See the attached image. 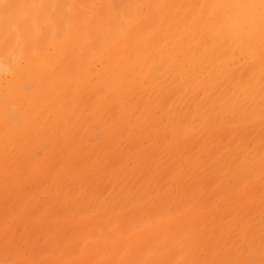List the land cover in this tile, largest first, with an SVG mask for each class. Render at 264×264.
<instances>
[{
  "label": "bare ground",
  "instance_id": "obj_1",
  "mask_svg": "<svg viewBox=\"0 0 264 264\" xmlns=\"http://www.w3.org/2000/svg\"><path fill=\"white\" fill-rule=\"evenodd\" d=\"M95 1H98V2H101L104 4V14H102V16H100V13H96V15H95V13L90 10V12H92L91 17H90V14L84 13L87 11H83V10H85L84 8H86V7L92 8V4ZM120 1L125 2L126 0L125 1L120 0ZM198 1L199 0H167V2L165 3V5L163 7V10H160L159 17H161V18L158 19L157 16L154 15L153 13L151 15V12H152L151 10L153 9V7L151 5H149V3H145V4L141 5V4H138V0H130L129 3L127 0V3L125 4V6H122L120 8L121 10H124V11H121V12H123L122 15H125L127 13V18L125 20L123 18V20H124L123 21V20H120L122 18L119 19V16L120 17H122V16L119 15L118 12L116 13L118 5H117L116 10H115L114 0H0V129L2 130V134H3L2 137L0 135V139L2 138V142H3L4 138H5V140H8L9 143L14 142L15 143V144L13 143L14 146L10 147V149L15 148L16 145L20 144L21 140L26 139V138L23 139L22 137H24L25 135L27 136V134L31 133L32 131H33L32 132V134H33L35 131L38 130L37 128L41 127L45 132L48 130V127H49V129H51V127L48 126L49 123H51V122L52 123L55 122V124H53V126H52L53 128L56 127V125H58V128H63L65 126H66V128H70L67 125L69 124L68 122H70V119H71V123L69 126H71L72 124L76 125V126L72 125L73 127L71 126V128L69 129V133H68V131L64 132V136L61 139L62 140L64 139L65 142H67L68 140H66V136L70 137V135H71V137L73 139L67 138V139H70V141L72 140L71 142L68 141L70 143V146L68 148L69 149H72L70 147H73V148L77 147V148L75 150L74 149H72V150L68 149V151H71V152L67 153L68 157L67 158L65 157L66 159H64V158L62 159V157H64V156L58 155L59 157L62 156L60 158L57 157L59 160H61V161L63 160V162H61L62 166L60 165V167L59 166L53 167L51 169V171H53V172H51V174L54 176L55 174H53V173H55V171H57V174H60L61 171H62V173L60 176H58L57 174L55 175L59 179H57L56 177H53V176H52L53 178L49 177V179L52 180V182H56V181L59 182V180L61 182V180H62V182L64 183V181L67 182V179H66L67 177H69V178L71 177L72 179L74 178L73 181H75V180H77L76 178L80 177L79 171L81 169H85V168L91 169V170L93 169L92 171L95 170V173L98 174L99 173L98 172V170H99L98 166H96L95 168L94 167L90 168L91 165L87 164L89 166V167H87V165L85 164V162H86L85 160L89 161V159L92 158V155L90 152H89L90 153L89 156H91V157H88L86 155L83 156V154H82V158L83 157L85 158V159H83V161H85V162H83L82 165L84 166V164H85L86 167L85 166H84V168H83V166H82V168L80 167L81 169L78 170V173H76V172L74 173L72 171L70 165L73 162L71 163L69 161L71 159H68L69 156L70 157H72L73 155L77 156V153L80 151H83V153L85 152L84 149L79 150L80 148H82L80 146L81 145L84 146V144L80 143L81 142L80 140H82V139L79 140V137H78L79 133L78 132H80V135H82L81 133L84 131L86 132L88 128H86V127L83 128V125H85V124H81L82 127H79L78 129L83 128L85 130L84 131H83V129L80 131L77 130L75 133L76 137H75L73 131H75L74 129H77L76 127H77V124L79 123V121L81 122L83 118H86L88 120V118L91 117V116L87 117V115H90V113L88 114L87 112H85L88 110L90 112H92V110L89 109L90 106L89 107L87 106V108H86V106H84V105H87V104L92 105L94 103L95 106L94 105H92V106L96 110H94L91 106V108L93 109V112L95 111L94 114H96V112L102 113V115H99L101 118L98 116L99 117L98 122L100 120V124L103 123L104 118L105 119H106V117L111 118L114 111L113 112L111 111L112 113H110L108 115L107 114L108 110L109 111H110V109L113 110L116 107V109H118V110L117 111L115 110V113L113 115V119L115 121L112 119L113 120V121L111 120L112 124H113V122H116V120H118L117 122H119V125H121L120 122L122 120L123 122H125L123 127H125V125L127 123V124H129L127 126L130 127V130H134L135 128H137L138 135H137V132L136 133L134 132L136 135L135 138H137V137L139 138V136H141V135H139V133L141 134V131H140L141 129L143 130V135H145V134L147 135L148 131L151 132V134H153V133L159 131V129H160V131H164L163 128L165 127L166 124H169V127L165 128L166 132L169 131L170 133H172V131H174L176 133V132L181 131V133H178V134L174 133V135H176V142L178 143L177 148H171V147L169 148V146H166V145L161 146V148H157L158 150L156 152H154L155 154H157L155 156V158H156L155 160H154V158H152L153 157L152 155L149 156L150 158L153 159L152 162L155 161V162H153L154 165H151L152 163L149 161L151 159L148 157V155H145L144 151H143L144 154L140 155L139 152H142L141 150H143V149H141L139 147V145H137L138 149L136 147V149L138 150V151H136L137 153L134 152L133 154H132L133 151L131 153H130V151L129 152L126 151L127 152V154H126L125 150L119 149L122 151L120 153H122V154L124 153L125 156L122 157V155L119 153L120 156L117 158H119L121 161H123L124 165L118 159V161L121 162L120 166H122V167L119 166V169L118 170L116 169V172L118 171L117 173L115 171H114V173H112V172L111 173H112V176L116 175V177L113 176V178H115V180L117 178V180L119 181V179H120V181L117 182V180L115 181L114 179L110 178V182H108L107 179L105 181L103 179V181L101 183H106V184H104V186L109 185V184H107V182L112 184L111 180H114L115 182H117V184L114 181H113L114 182L113 184L118 185V186L120 185V187L115 186L113 184H112V186L121 188L122 187L121 184L125 183L124 177L129 176L128 177L129 179L126 178V179H128V180H126V183L129 182V183H127V188L129 187V189H130V187H132V185L134 184L132 177L134 179L136 177V175L140 176V174H138V173H141L140 171H142V169L147 170L146 172H147L149 178L151 179V177H152L153 179H151V180H153V181H158L160 178L159 177L160 174H161V176L163 174L167 175L168 170H169L170 175L168 174L166 178L168 179L169 176H171V177L173 176L171 180L170 179L166 180L168 182L169 187L172 186L170 181H172L173 184L176 183L174 185L178 186L179 185L178 183L181 182L180 181L181 179H179L178 181H174L173 179H175V180L178 179L183 168L180 167L181 165L179 163H177L178 161H176V162L173 161L174 156H168V154L170 151H173V149L175 151L177 150V153H181L182 151L187 150L188 146L190 148V144H195V142H197V143L199 142V150L197 149V151L195 153V157L192 160L189 158H184V160H185L184 163L186 162V160L187 161L189 160L188 164H185V165H187V169L189 168L190 173H192V172L194 173L193 175L196 178H198V179L200 178V180H201V178L202 179L207 178L206 173H207L208 169H211L210 172L212 171V175L214 177L212 176L210 178L213 180V183H214V181L218 182V180H219V182L216 184L218 187V184L221 185L223 183V181L224 182L227 181L226 179H228L229 177H233V178H229V180L234 179L233 181L234 182L237 181L236 183L239 186L241 185L242 180H244L243 179L244 177L246 178V177L250 176L248 178H250V179L253 178V181H254V178H257L258 177L257 175H259V174L260 175L262 174L261 176L264 177V153H261L264 151H260L257 148H256L257 149L256 150L255 149L256 145L253 147V149H251V151L250 150H244L245 148H243L241 146L242 144L240 142L241 145L235 144L234 147L230 146L231 148H233V152H232V150H230L231 149L230 147H227V149L230 148L229 150L231 151V153L229 152V150L228 151L226 150L227 152L223 153V151H222L221 152L222 154H215V152L211 149V145H212V142H214L213 139H215V136L217 134L216 129L212 133L210 132L211 134H210L209 138H211V139L213 138L212 139L213 141H212L211 139H209L207 137H205V138L203 137L204 138L203 139V138H201L202 136L201 137L196 136L199 133H197L196 135H193V132L188 128V126L184 127V126H182L183 125L182 123H181L182 124L181 125V124H179L180 122L177 121V119H180V114H181V118H182L180 121H183L184 116L188 115L187 117L190 118L189 116L192 115V117H193L196 115V113L199 114L202 111L205 112L202 116V118L204 117V119H205L206 116H204V115H206L209 112L211 114L213 111L219 112V109L224 108V106L226 105V102L228 101V102H230V104L228 103V105L230 107L232 106L231 107L232 111H230V113H232V114L234 113V116H236L237 119H240V121H241V120L245 119L246 117L249 118V119L246 118V120H248V121H246V120L245 121L247 122V125L249 124L248 125L249 127L252 125L253 129H250V131H251V133L253 132V135L255 133H257V131L261 130L260 127H264V125H261V124H264V121H261L260 124H258V127H256L257 124H255L257 121L254 122V120H256V119H258V122H259L260 119L262 117H264V115H262L264 113H260L262 108H264V107H262V104H264V0H200L199 6H197ZM176 3L178 4L179 11L183 10V13L180 11V13H182L183 16L180 13H177V14H179V16H177L175 18L174 15H176V12L178 11V7H176L177 11L175 10L173 12L172 10H174ZM115 4H117L116 1H115ZM180 8H182V9H180ZM33 14H35L34 15V21L41 20V25L37 24L39 27L38 29L41 30L40 34H38L39 30L37 29V27H33L34 26L33 24L31 26V22L33 20L32 19ZM85 14L88 15V17ZM92 15H94V16H92ZM180 15H181V18H180ZM98 16H100V17L98 18ZM151 16L153 18H155L156 21L158 20L157 23L155 20H153L151 18ZM100 18H101V21L105 23L104 25H107V27L104 29H101L96 24V23H98ZM149 19H150V21H149ZM146 21H147L148 25L150 26V29H148V32H147V30H144L143 32L139 33V29H140L141 25L143 23H145ZM154 21H155V23H154ZM152 23H154V24H152ZM49 25H50V27H49ZM88 27H90V29L91 30L93 29V30L92 31L90 29L88 30ZM114 30H116L118 32L112 35L111 31H114ZM145 32H147V34H145ZM175 34H176V37L171 40V37L174 36ZM108 38H110V39H108ZM159 38L162 39V41ZM141 42L143 43V45L141 44ZM162 42H165V43H163L161 45V47L158 48V46L156 44H159ZM82 44L86 45L87 47L83 45L84 48L81 51V55L82 54L83 55L82 56L80 54L79 55L81 58H83L85 60L82 59L83 60L82 61L80 59V61H82V63H80V61L78 63H76L77 61L75 59L77 57H75V55L77 54L76 53L77 49H80L82 47ZM140 45L144 46V50H141L143 47L140 48L141 47ZM166 45L169 46L170 52H168L169 49L167 48ZM145 47H146V49H145ZM181 47H183V49L184 48L185 49L187 48V49L186 50L184 49L185 51L182 52ZM137 48H139L140 54L142 52H145V51L148 53L147 56L145 57L144 63H142L141 65L136 64V60H137L136 57H138V54L135 55V53L138 52V51H136ZM165 49H167V51ZM179 49L182 53L179 52ZM164 50L166 52H164ZM87 51H89V54H90V52L92 54L96 53L97 54L96 58H98L101 61L106 63L105 65L107 67L102 68L101 67L102 63H99L100 60H96V62H95V63H98L99 64L98 66H100L102 68L103 76L104 75L106 76V79L102 80V83L105 86L106 91H107L106 93L110 94L112 96V98H114L115 102L111 101L112 98L107 99L108 95L102 96L98 92H96L95 86L98 85L99 83L98 82L95 83V82L91 81L93 74L91 75V74L87 73V75H89V76H87L85 74V66H83V64L85 65V64L89 63L88 59L90 58V55H91V54L89 55ZM197 51H198V53H197ZM226 51H227V53H226ZM234 51H235V54H236V51L237 52L239 51L238 52L239 54L237 53V55H241V56L244 55L242 53L246 52L245 55L247 56L249 61H247V58H246L245 62H243L241 60L243 63L239 60L238 63L239 62H241V63L238 64V66H237V62L233 63L238 59L237 55H236V57H235V54L232 56ZM156 52L162 56L163 60H160V62L163 61L166 68H168L167 70H169V68H171V70H173L172 67L174 65L176 70H178L181 73V75H180V73H179V75L183 79L190 78L189 80L192 82H195V84L197 86H195L194 83H193L194 85H192L191 82L188 81L189 89H190L191 85L194 88L191 87L190 90H186L185 88H187L188 86L186 85V87H185V85H184L185 81H182L183 79H181V81L183 83L180 80H179L180 82H177L178 77L176 78L177 84H175V82H174L175 85L172 86L171 82L173 83V80H175L174 77H176V75L174 73L172 74V75H175V76H172L173 80L167 79L168 81L165 82L163 75H161L159 77H161L160 79H162V78L163 79L158 81L159 77L156 79V77L154 76V73H153V67H155V66H153V63H154L153 60H155L153 57H156L154 55ZM179 53H181V56L186 57V61L191 60L194 62L197 59V57L207 59V61L210 64L206 60H203L204 62H202L201 64L206 62V64H205L206 67H207V64L209 65V67L213 65V69H212V67L210 69H209V67L207 68L208 71L212 70L211 73H213V74L208 72L209 74H207L208 75V77H207L206 72H203V70L205 71L206 68L203 69L204 67L202 68L201 67L202 65H200V63H196L198 65L197 71L200 68L199 71L202 75L205 73V75L207 77L206 80L202 79V78H204L205 75L202 77L200 76L199 79L197 78L200 75L198 73L199 71L198 72L196 71V74H198V76H196V75L191 76V75H194V72L191 75L182 74L183 73V71L181 72V69H183L182 64H181V62H179V59L177 58V55H176ZM223 54L226 56L228 54L227 59L231 55V57H233L234 61L232 62L230 59H228L229 62H226ZM83 56H85V57H83ZM88 56H89V58H88ZM208 56H209V58H208ZM139 57H140V59L142 58L141 56H139ZM139 57H138V59H139ZM213 57H214L213 63L215 62V64L212 63V65H211L210 59L211 58L213 59ZM199 58L196 61L202 60ZM235 58H237V59L235 60ZM140 59L138 61H140ZM85 61H87V62H85ZM230 62L232 65L236 64L235 67L232 68L231 67L232 65L230 64V68L229 67L227 68V66H229V64H227V63H230ZM69 64H70V67H69ZM72 64L75 67L74 72H72V69H71V66L73 67ZM186 64H187V62H186ZM90 65L93 66L94 64L92 63ZM158 66H161V64L156 65L155 68L157 69ZM191 66H193V65H191ZM66 68H68V69H66ZM155 68H154V70H156ZM175 68H174V71H175ZM69 69H70L69 76H72V75L73 76L70 78H67L65 76V74L67 71H69ZM191 69H194V68L191 67ZM191 69H189V70H191ZM201 69H203V70L201 71ZM157 70H159V69H157ZM171 70H169V74H171ZM192 71H194V70H192ZM175 73L177 74L176 71H175ZM129 74H133L134 76H136L135 78L140 77L139 78L140 83H141V79H142V82H146L145 79L147 78V80H148L147 83L148 84L150 82L152 83V89L150 90L149 88L151 86L148 88V85H147L146 86L147 89L144 88V89L139 90L138 88L140 86L139 87H136V86L141 85L142 83L138 84L137 81H134L135 80L134 77H132L134 80H127V75H129ZM210 74L212 76L211 78H209ZM100 77H102V76H100ZM165 77L166 78L170 77V76L168 77V72H167V75H165ZM186 77H188V78H186ZM208 78H209V80H207ZM25 79L28 80V82L27 81L24 82ZM143 79H144V81H143ZM168 82H170V83H168ZM186 82H187V80H186ZM188 83H186V84H188ZM225 85H227L228 88L231 85V88H229V90H227L228 88L225 87ZM32 86L34 89L28 90L29 88H32ZM100 86L101 85L97 86V88L99 87L98 89L102 91V87L100 89ZM174 86L176 89H179L178 90L179 93H178V91L176 92ZM182 87L184 89H181ZM195 88L197 89L196 90L197 92L199 91L198 88H200L201 91H199V92L201 94H203L201 101H198V99L196 100V98L198 97V96L196 97V95H198V94H196ZM215 88L218 90H216ZM68 91L70 93H73V95H74L71 98V99L75 100V102H73V104L75 105V103L77 102L75 105L74 111H72L73 112L72 114H71L70 107L68 108V109H70V112L67 109H65L67 107L65 105L66 104L65 102H68V101H66V99H63L66 97V95H67L66 92H68ZM174 91L178 96L174 93ZM193 91L195 92V94ZM47 93L52 95V98L54 99V101L51 100L52 103L55 102L53 104H55L56 106L59 105V106H57L59 108V110L56 109V107H55V111L57 110V113H54L55 118H53L51 116L53 121H52V119L50 121H48L50 119V118L48 119V117L50 116V111H53L54 106L49 101L50 99L49 100L47 99V97H48V96H46ZM65 93H66V95H65ZM30 94H34L35 96H30ZM171 94H173L172 96H175L176 99L178 97V100L180 101V105L178 104L176 107H179V106L182 108L186 107L185 108V110H186V109L190 108L189 104L190 105L192 103L197 104L199 102L201 105H202V103L207 104L206 107L209 111L206 108H201V107L197 108L198 105L197 106L195 105L196 106L195 107V106H193L194 104H192V107H191V108L194 107L193 108L194 112L192 111V113L190 112L191 109H189V112L188 111L186 112V111L182 110V108H180V107L177 109L172 108V107H174V106H172V104L174 102H171V105L168 104L170 101L167 103L169 98L174 100V98L171 96ZM216 95H218V96L215 97ZM81 99L83 100V102ZM64 100H65V102H64ZM88 101H90V103ZM164 101H166V104L163 103ZM206 101H207V103H206ZM47 102H49V103H47ZM176 102L174 103L175 105H176ZM80 103H81V105L86 103V104L81 106V108H84L83 109L84 111L80 108ZM162 104H163L164 108H167V106H166L167 104L170 105V107L168 106L169 111L167 109H163ZM213 104H215V106L217 105L216 106L217 108L216 107L213 108L214 107ZM186 105L188 106V108ZM208 105H210V108ZM221 105H223V107ZM12 107L17 108V112H16L17 114H13ZM135 108H139V109H136L137 112H136V110L134 111V112H136L135 114H137V113L138 114L136 117H134L135 114H133L132 115L133 118L132 117L131 118H132V121L134 123L135 122L136 123L133 124V122L127 118L126 119L129 122L128 121L126 122V120L123 119L124 118L123 115L126 113L125 117H128L132 113V112L130 113V111H133ZM170 108H172V110H174V111L177 110L178 112L172 113V110ZM79 109H81V111H79ZM212 109H214V110L212 111ZM76 110H78V112H80V114L77 112L79 114V116L75 118L73 114H76ZM102 110H103V112L105 110H107L106 111L107 113L105 112L106 114H104L102 112ZM181 110L184 111V113L182 112L183 115L181 113ZM221 110L220 111L223 112V111H225V108L221 109ZM255 110H257V113ZM118 111H121L120 113L122 114V112H123L124 114H122V115L119 114L116 117L117 118L116 119L115 115L119 113ZM156 111H159V114H158V112L156 113ZM253 111H255V113H256L255 115H254ZM81 112L83 114H85V113H87V114L83 115V114H81ZM164 112H166V114ZM185 112H186V114H185ZM221 112H219V113L224 114L226 111L223 113H221ZM94 114H92L93 118L95 120H97L95 118ZM162 114L163 115L165 114L166 117L169 115L172 116V118L171 117L170 118L175 120V122L172 120L171 123L170 122L167 123L166 119H163L165 116L163 117ZM175 114L177 115V117L178 116L179 117L175 118V116H176ZM227 114H225V115H227ZM51 115H53L52 112H51ZM71 115H73L75 120L72 117L69 118V116H71ZM81 115L84 117L80 118ZM256 116H258V118ZM17 117L20 119H15ZM96 117H97V115H96ZM238 117H240V118H238ZM243 117H245V118H243ZM58 118L60 121L58 120ZM110 118H108V119L110 120ZM56 119L59 121V123H57L58 121ZM61 119H63L64 124H66V121H67V124L62 126L61 125L62 123L60 124V122L62 121ZM161 119L165 120L164 121L165 123L162 124ZM72 120H74V121H72ZM158 120H161V121H159L161 123L159 125V128L156 125V124H158L157 123ZM13 121H15V122H13ZM84 121H85V119H84ZM106 122L109 124L108 121H106ZM130 122H132L133 126L134 127L136 126V127L132 128L131 127L132 124ZM173 122L174 123L178 122V123L174 125V124H172ZM52 123L50 125H52ZM108 124H106V126H104V128H109V127H107ZM116 124L117 123L113 124V126L109 125L110 128H112V131H113L114 125H116ZM162 125H164V127ZM180 125L182 126V128L184 130L183 129L180 130V128H179ZM259 125H260V127H259ZM127 126L125 128H127ZM171 126H175V127H172V128H174V130H172ZM58 128L56 127L57 130H54V129L53 130L59 131ZM72 128H74V129L72 130ZM185 128L188 130H186ZM166 129H168V131ZM223 129H225V128H223ZM262 129H264V128H262ZM66 130H68V129H66ZM105 130L107 131V129H105ZM128 130H129V128H128ZM204 130L207 133H209V131H211V129H209V131H208V129H204ZM39 131L43 132V131H41V129ZM135 131H136V129H135ZM72 132H73V134H70ZM110 132H111V129H110ZM110 132H108L109 134L107 133V135L112 134L110 136L113 137V135H114L113 132L112 133H110ZM47 133H48L47 135H49L50 138L46 135V133H44L45 135L43 133H41L42 136L40 139L39 136L41 134L39 133V136H38L39 139H36L38 142L34 140L35 136L33 137L31 135V137H33L32 139L34 140V142L32 140L31 143L33 145H35L34 143L37 142L38 144L36 143V145L38 146L39 142H40V144L42 142H44V141H41L43 139L44 140L48 139V141H53V139H55L57 141L58 139H60L59 138L60 134L57 135L59 132L57 134H55L53 131L51 132L52 134H49L50 132H47ZM53 133L55 134L54 136H52ZM214 133H216V134H214ZM35 134H38V131ZM35 134H33V135H35ZM129 134H130V136L133 135V133H129ZM129 134H128V136H129ZM155 134L157 135L158 133H155ZM155 134H153V135L149 134V135L152 136V138L154 137L153 139L157 140L158 137ZM73 135H74V137H73ZM116 135L117 134H115V136H114V137H116V139H114V140L117 141V137H119V134H118V136H116ZM212 135H214V136H212ZM220 135H221V133H220ZM220 135H218V140H220ZM253 135H252V140L255 141L256 138ZM51 137H53V138H51ZM57 137H58V139H57ZM107 137L109 138V136H107ZM111 137L109 139H111ZM155 137H157V138H155ZM16 138L18 139V141L16 140ZM29 139H31L30 136H29ZM29 139L27 138L26 141ZM14 140H16V142ZM73 140L76 143L78 141L79 144L78 143L72 144ZM138 140H141V139H138ZM152 140L150 138L149 141L152 142ZM56 141H54V143ZM158 141H159V139L157 140V142ZM215 141H217V139H215ZM235 141H236V139H235ZM68 142H67V144H69ZM258 142L259 141H256L255 143H258ZM26 143H30V141L29 142L27 141ZM134 143H136V142H134ZM153 143H154V141H153ZM158 143H160V141ZM227 143L228 142H226L225 144H227ZM0 144L3 145L5 143H0ZM7 146H9V145H7ZM7 146H4V147L1 146L0 147V164H1V161L3 160L2 166L0 165V177H1L0 181H2V182H0V184L5 185V187H4L5 189L8 186V183H9V185L12 184L10 182V180L12 181L11 178H13L12 171H11V168L12 169L14 168L11 165L13 162L16 164V166H15V164L13 163V166H15L17 168V170L14 168L15 169L14 171H17V172L19 171L18 172L19 174H20L21 169L22 170L28 169V171H30V173H32V175L33 174L38 175L37 174L38 172H40L41 170L42 171L44 170L42 167H41V169L38 167L40 169V171L36 172L38 168L36 170L34 168H36L35 166L39 165V163L35 164L33 166L34 168L31 166L32 164L30 165L31 167L27 166V165H29V163H26V159H27L28 155L30 154V151H31L30 147L28 148V150L26 149V152H24L27 155V157L24 158L25 154H23V151L19 150V149H21V146L20 147L17 146L18 149L16 147L15 148V150L17 149L16 151L14 149H12L14 151V153L18 152V150H19V154L17 153V155H16V153H15V155H14V153H13V154L9 155L10 157L5 155L6 153H4V151L6 149L8 150ZM22 146H23V144H22ZM37 146H36V148H37ZM26 147H28V145ZM38 147H40V145ZM183 147L185 148V150H182ZM4 148H6V149H4ZM25 148H23V149H25ZM36 148H34V149H36ZM139 148L141 149L140 151H139ZM239 149H240V151H239ZM179 150H181V152ZM72 151L73 152L76 151V154L73 153ZM257 151H258V153H257ZM8 152H9V150H8ZM102 152H105V151H102ZM108 152L109 151H107V153ZM239 152L240 153L242 152V153L240 154ZM21 153L24 156H21L19 158L18 156ZM71 153L73 154L72 156H71ZM107 153H105V154L107 155ZM129 153L132 155H130ZM235 153H238L241 156L238 157L239 155L237 154V156L234 158V156L236 155ZM87 154H88V151H87ZM34 155H36V153ZM128 155H130V156L128 157ZM94 156H95V160L93 159V161H89V162L93 165L94 164L97 165L96 160L98 159L97 158L98 156H97V154H95ZM176 156H177V154H176ZM13 157H14V160L17 159L16 160L17 162H15L13 159L9 160ZM230 157L232 158L233 161L236 160L235 164H233L234 166L232 165L233 167H231V169L228 168L229 167L228 161L230 162V164H232L231 163L232 160ZM247 157L252 158L253 161H251V159L248 160ZM29 158L31 159V155L29 156ZM34 158H35V156H34ZM22 159H24L25 161L23 162ZM130 159L132 161L131 164L133 163L132 166L130 164L131 167L128 166L129 164L127 165V160L129 161ZM145 159H147V161ZM36 160L34 163L41 160V158L39 160L38 159H36ZM140 160H145L147 162L143 168L140 165ZM177 160H179V159H177ZM41 161L43 162V160H41ZM71 161H73V159ZM21 162L23 164H20ZM27 162H29V160ZM8 163H11L10 164L11 168H9L10 165H8ZM51 163L52 162H50V161L47 162V164H48L47 167L43 164L41 166H44V168H46V170H47V169H49V167H52L51 165H54ZM129 163H130V161H129ZM149 163H151V164H149ZM226 163H227V165H226ZM17 164L19 167L17 166ZM40 164H41V162H40ZM22 165H24V166H22ZM65 165H69V167H64ZM4 166L6 169L8 168L10 170H8V169L6 170L4 168ZM25 166H27V167H25ZM23 167H25V168H23ZM147 167H148V169H146ZM30 168L34 169L36 173H34V170H30ZM96 168H97V170H96ZM120 168H121V171H120ZM236 169L239 171V173H238L239 175L235 174ZM252 169L255 171V173L253 172L255 174V176L251 172ZM233 170H234V172H233ZM4 171H6V172H4ZM162 171H163V173H161ZM23 172H24V170H23ZM120 172H121V175L123 176V178L121 175H119ZM170 172H172V173H170ZM249 172L251 173L250 175H249ZM30 173L28 174V178L26 177L27 181L29 180L30 177L32 179H35L37 177V176L34 177V175L32 177L30 175ZM66 173L68 176L64 175ZM221 173H225L224 174L225 176H223V174H222V177L224 178V180H222L223 179L222 177L220 178ZM232 173H234L233 176H231ZM22 174H24V173H21L20 175H22ZM69 174L73 175V176L75 175L76 177L70 176ZM100 174L101 175H99V176H101V177L102 176H105L106 178L110 177L109 175L102 173V171L100 172ZM227 174H228V178L225 179ZM240 174H242V175L244 174L243 176L241 175L242 180L240 178ZM245 174L246 175L248 174V175L246 176ZM5 175L11 177L9 179L8 183H7V180L9 177L7 178V176H6L5 178H7V179L3 180V177ZM117 175H118V177L119 176L120 177L118 178ZM176 175H178V176H176ZM218 175H219V177H218L219 179H216V177ZM252 175H253V177H252ZM260 175H259V177H260ZM64 176H67V177H64ZM14 177H17V176L14 175ZM20 178H18V179H20ZM31 178H30V180H32ZM61 178H64L66 180L63 181V179H61ZM71 178L68 180L69 182L70 181L72 182ZM154 178L155 179L158 178V179L154 180ZM214 178L216 180H214ZM239 178L241 180V181L239 180L240 182H238V180L235 181V179H239ZM54 179L56 181H54ZM220 179L222 180V183H220V181H221ZM14 180H15V178H14ZM16 180H15V182L19 181V180L18 181H16ZM24 180H25V178H24ZM79 180L80 179H78L76 181V183L80 182ZM131 180H132V182L130 183ZM4 181H6V183ZM122 181H123V183H122ZM31 182H33V181H31ZM147 182H149V181H147ZM255 182L256 183H253V185L250 182V185H251L250 187H252V186L254 187L255 184H258L259 181H257V179H256ZM262 182H264V181H262ZM22 183H24V182H22ZM19 184H21V182L18 183V186H19ZM25 184H26V182H25ZM69 184H71V183H69ZM148 184H150V183H148ZM225 184L227 185L226 182H225ZM225 184H222V186H219L218 189H223ZM16 185L17 184H15L14 187H18ZM64 185H66V184L64 183ZM77 185H78V183H77ZM237 185L235 186V188L237 187ZM247 185L249 186V184H245V186H247ZM261 185H264V184L261 183ZM46 186L47 185H45L44 187H46ZM97 186H102V185H100V183H99V185H97ZM181 186L179 185L178 187L181 188ZM196 186H195V189L197 188ZM239 186L237 188H239ZM14 187L9 188V186H8L9 189L7 188L8 189L6 191L7 194H8L9 190L14 189L13 191H16V189ZM115 187H113V189H111V194L115 193V191H114ZM214 187H215V184H214ZM217 187H215L216 190H217ZM73 188H75V187H73ZM122 188L125 189L126 186H125V188L124 187H122ZM242 188H243V186L241 185L242 191H244V189H246V188H244V189H242ZM182 189H183V187H182ZM188 189L186 191H188ZM96 191H94L93 194H96L99 192V191L98 192H96ZM179 192H180V190H179ZM191 192H189L191 199H194V204H193L191 209L194 208L196 211V208H198L197 211L199 212V209L202 208V207H199L197 205V203H199V201H198L199 197H198V199H196L197 198L196 194L194 192L193 193H191ZM9 194H12V191ZM14 194L16 195V192ZM14 194L8 195V196H13ZM68 194H71V193H67V195ZM92 196L94 198L96 197V195L95 196L92 195ZM194 196H196V198H193ZM89 197H87V200L85 201L86 202L85 208L87 207L89 202L92 204H96V202H97L96 199L91 197V195ZM257 199H254V202H256ZM73 200H70V201H73ZM191 201L193 202V200H191ZM196 201H197V203H196ZM258 201H259V199H258ZM261 202L264 203V200H261ZM256 203L261 205V206H264V204H260V201L256 202ZM239 206H241V205L240 204L236 205V207H235V209H233V211L235 210L234 212H237V213L239 212V211H236L237 209L242 211ZM243 206H244V204H243ZM218 208H220V207L218 206ZM218 208L214 209L216 211L215 212L216 214L214 213L213 215H217L218 213H219V215H221L220 214L221 211ZM142 209H144V208H142ZM194 209H193V211H194ZM193 211L189 210L190 213ZM262 211H264V210H262ZM239 213H238V215H239ZM261 213H264V212H261ZM10 214H11V212H10ZM191 215H192V213H191ZM199 215H200V213H197V215L194 214V216H197V217H199ZM230 217H231L230 219L228 217V220L231 221V219L233 218L231 221L233 224L234 218H236L238 216L233 214V216H230ZM259 217H260V215H259ZM111 218L112 219H109L110 222L114 221L113 219H116L117 217H114V218L111 217ZM192 218L194 219V217H192ZM225 219H227V218H225ZM249 219H251V218H249ZM191 221H192V219H191ZM193 221L195 222V225L193 226L192 229H194L195 226L197 227L196 224H198L197 222H199L198 218L196 220H193ZM250 221H247V222H250ZM239 222L236 219L235 224H233V226H235V228L238 227L237 225L239 224ZM251 222H250V224L247 225L249 227L252 226L251 229H248V227H247V229H245V228L243 229L242 227H240V228H242L241 230L244 234L241 232V230H237L238 232L241 233V235H240V233H237L234 230L235 228L234 227L232 228V226H231V228L226 230L227 232H224L223 234H217L219 236V239H220V240L218 239L217 242L219 243V241H220V243L218 244V247L215 246V245H217L216 244L217 242L214 244L215 247L210 246V248H209V246H208L207 249L209 248V250H210L209 252L211 254L208 252L206 256H205V253L208 250H206L205 248L203 250V245L205 246V244H203V241H206L210 237L211 233L209 230L206 231V233H204V235L206 237H204V235L201 233L203 237H199V238H201L203 240L200 239L199 240L200 242L197 241V244H199V245L197 247L196 246L195 247L202 250V251H200V250L197 251V249L193 247V251L194 250L196 251L193 253H194V255L196 253L198 256H200L199 254H201V256L204 254V259L201 258L202 259V261H201V259H200L201 256L199 257V259H200L199 260L197 258V256L195 257L192 253L189 255V257L192 255L190 257V259L194 256L193 258H195V260L197 259L196 261H200L199 262L200 264H202V262H204V261L206 264H208L210 261H212V264H214V261H215L214 258L216 257V255L218 254L217 255L218 258L221 257V255H222L219 252V250H220L219 246L223 247L227 250L229 249V247H230V249L233 247V246H231L232 243L230 242V240L227 241L225 239V238H228L227 235L226 236L224 235L225 233L227 234V233H230L231 231H234V233L236 232L237 234H239V236H241L240 237L241 242H242V240H244L246 242L247 241L246 237L248 238V240H251V241H253V239H255V238L257 239L259 234H257L258 236L255 234L259 231L261 232L262 229H264V227H262V226H264V224H262L261 229L258 230L257 227L259 225L257 224L258 226L255 225L256 228H253V227H255L254 224H256V223H253V222L251 223ZM12 223L15 224V222H12ZM112 223H115V222H112ZM189 224H191L190 227H192V225L194 223L192 224V222H190ZM227 224H228L227 225L228 227L231 225V224L229 225V222H227ZM6 226L10 228V231H12V229H14V227L16 225L11 224L10 226H8V225H6ZM101 226L103 227L104 224H102ZM198 226H199V224H198ZM109 228L111 230H109ZM109 228H108L109 231H108L107 236L103 233V235L106 236V238H105L106 241H107L108 236L110 237V235H111L110 232H113L112 231L113 229L111 227H109ZM240 228H238V229H240ZM98 229H99V232L104 231L106 233L105 228L102 229L101 227H99ZM189 229H187L188 232H190ZM231 229H233V230H231ZM4 230H6V229H4ZM106 230H107V227H106ZM219 230H222V229H219ZM252 230L253 231L255 230V231L252 232ZM149 231H152V232L150 233L147 231L148 233H150V236L147 237L146 239H149L153 235L152 237H154V236L156 237L153 239H155V242L157 243V241H159L158 240L159 237H157L156 234H153L152 229ZM163 231L164 230H160V232H162V234H163L162 238H165V242L163 241V243L166 244V243H168V241H166V238L169 237L168 235H170L171 239H173V235L168 234L169 231H168V233L166 230L164 232ZM247 232L248 233L252 232V233L248 234ZM148 233L143 232L142 236L144 235V237H146V234H148ZM79 234H80V236H79ZM101 234H102V232H101ZM262 234H264V233H260L261 237L259 236V238H264V235H262ZM74 235H78V236H74L75 239L72 242H75L76 239L79 240V242L81 241L79 249L83 248L82 252L84 254L89 252V253H87L88 255L93 253L94 251L97 252L100 248L102 249V251H104V249L110 251V249L112 250L114 248L113 249L114 253H113V251H110V252H112V254L110 256H112V255H115V253L119 254V251L122 250L124 247V245L122 243H120V241H119L120 239H118V241H119V242H117L118 245L115 243L117 241V239L114 241V244H116L115 247L113 245H111L112 244L111 242H113V241L112 240L110 241V238L108 240L109 242H107L106 245H105V241L102 242L104 239L103 240L100 239L101 243H99V246H98V244L94 242L96 239L93 241V239H94L93 237L95 235L94 233H83V234H81V232H79L78 234L75 233ZM103 235H101V236H103ZM249 235H251V236L249 237ZM253 235H255V236H253ZM199 236H200V234H199ZM144 237H142L143 239H141L143 242L146 241V239ZM195 237H197V236H195ZM222 237L224 238V241H225L224 244L223 243L221 244V242L223 241ZM242 237H243V239H242ZM253 237H255V238H253ZM5 238H7V236ZM192 238L195 239L194 237H192ZM126 239H129V238H126ZM153 239H151V240H153ZM171 239H169V242H170V245H173L174 242ZM132 240L134 242V239H132ZM132 240H127L126 243L131 242V244H133ZM162 240H164V239L160 240L161 243H158V244L155 243L156 246L158 245V248H156L155 245L152 246L151 248H154V249L156 248V250L160 249L163 246ZM187 240L189 241V239H187ZM187 240L185 242L188 245L190 243V241L187 243ZM190 240H192V239L190 238ZM193 241H191V242H193ZM244 241H243V243H244ZM12 242H13V244L15 243L14 240H12ZM98 242H99V239H98ZM139 242L140 241L134 242V246L135 247L141 246L143 244V242H140V244H139ZM195 242L193 243V245L196 244ZM8 243L10 244L9 240H8ZM82 243H83V245H82ZM94 243H95V245H94ZM103 243H104V245H103ZM229 243H230V245H229ZM243 243L241 246H245V247L248 246L247 243H244V244ZM9 244H8V246H9ZM13 244H11V245H13ZM108 244H110V246H112V248ZM119 244L123 245V246H120ZM14 245H16V244H14ZM107 245H108V247H106ZM221 245H226V246H221ZM97 246L99 249L97 248ZM102 247L103 248L105 247V248L103 249ZM119 247L122 249H120ZM126 247H127V245H126ZM172 247H170V248H172ZM239 247H240V245H237L236 248H233L234 254H237L236 251L238 250L237 251L238 255H236V256H239L241 253V252H239L240 251ZM90 248H92V249L90 250ZM106 248H108V249H106ZM127 248H125V249H127ZM130 248H131V246H130ZM173 248H175V247H173ZM173 248H172V250H174ZM217 248H218V250H217ZM55 250H57V249H55ZM148 250H150V249H148ZM205 250H206V252H205ZM181 251H182V248H181ZM185 251H186L185 255L186 254L188 255V253H190L192 251V249L190 252L187 250H185ZM199 251H200V253H197ZM215 251L218 253H216ZM110 252H109V254H110ZM122 253H123V251H122ZM55 254H53V256H55ZM109 254H108V256H109ZM163 254H160V255L153 254V255H155V256H153L150 253L151 256L149 255V257H150V259H149V257L147 256L148 255V253H147L146 254L147 258L145 256V259H148V261L151 260L150 262L152 264H160V260L163 259V257H162ZM208 254L210 255V257L211 256L212 257L210 258ZM213 254H215V255H213ZM234 254H233V256H234ZM125 255H127V254H125ZM53 256H50L51 258L48 257L49 263L53 262L52 264H60L58 262H61V264H66L67 261L69 260V262L67 264H70V263L75 264V262H74L75 259H73L71 256L70 257L67 256V258H66L65 255H62V256H64V258H66L62 261H60V260L63 257H61L60 255L58 257L56 254L55 259ZM124 257H121L123 261H124V259H123ZM189 257L188 256L186 257L187 264L189 263L188 259H187ZM154 258H156L157 260ZM50 259H53V260H50ZM109 259H111V258L109 257ZM127 259H130V256L127 255L125 258V261H127ZM184 259H185V257L182 258V260H184ZM209 259H210V261H209ZM54 260H55V263H54ZM195 260L193 259V263H196ZM63 261H64V263H63ZM118 261L119 260L117 259V262L116 261L115 262L117 264H128L132 261V259L128 260L126 263L121 262V261L118 263ZM137 261H136V264H137ZM153 261L154 262L156 261V263H153ZM157 261H158V263H157ZM47 263H48V261H47ZM181 263H182V261H181ZM193 263L190 262V264H193ZM199 263H197V264H199ZM105 264H111L110 260L108 263L106 262ZM132 264H135V263H132ZM146 264H149V262ZM183 264H184V262H183Z\"/></svg>",
  "mask_w": 264,
  "mask_h": 264
},
{
  "label": "rangeland",
  "instance_id": "obj_2",
  "mask_svg": "<svg viewBox=\"0 0 264 264\" xmlns=\"http://www.w3.org/2000/svg\"><path fill=\"white\" fill-rule=\"evenodd\" d=\"M115 1H116V3L117 4H115ZM125 1V0H124ZM129 1L130 0H128V3H129ZM200 1V0H199ZM199 1L197 2V6H199ZM120 2V3H119ZM167 2V0H138V4H141V5H143V4H145V3H149V5H151L152 7H153V9L150 11L151 12V15H152V13L154 14V15H156L157 16V18L158 19H160L161 17H159V15H160V10H163V7H164V5H165V3ZM127 3V0L125 1V2H121L120 0H114V5H115V10H116V7H117V5H118V7H117V10H116V13L118 12V14L119 15H121L122 17H120L119 15V19L120 18H122V19H120V20H123V18H124V20L127 18V13L125 14V15H122V13L123 12H121V11H124V10H121L120 8L122 7V6H125V4ZM178 3V2H177ZM176 3V6L174 7V10H172L173 12L176 10L177 11V8L176 7H178V4ZM127 6V5H126ZM150 6V7H151ZM85 10H83V11H87V12H84V13H88V14H90V17H91V13L92 12H90V10L91 11H93L94 13H95V15H96V13H100V16H102V14H104V4L103 3H101V2H98V1H95L93 4H92V8L91 7H86V8H84ZM180 9H182V8H180ZM171 11V12H172ZM178 11H179V7H178ZM176 12V15H174L175 16V18L177 17V16H179V14H177V13H180V11L179 12ZM182 13H183V10L181 11ZM93 13V14H94ZM182 13H180L181 15H182ZM175 14V13H174ZM34 15L35 14H33V20H32V22H31V26H32V24L34 25L33 27H37V29L39 28L38 27V25L37 24H40L41 25V20H38V21H34ZM86 15V14H85ZM181 15H180V18H181ZM87 17H88V15H86ZM92 16H94V15H92ZM100 16H98V18L100 17ZM183 16V15H182ZM97 18V19H98ZM151 18L153 19V20H155V18H153L152 16H151ZM156 18V19H157ZM96 19V20H97ZM178 19V18H177ZM176 19V20H177ZM88 20V19H87ZM123 20V21H124ZM152 20V21H153ZM149 21H150V19H149ZM151 21V22H152ZM156 21V20H155ZM155 21H154V23H155ZM158 21V20H157ZM157 21H156V23H157ZM154 23H152V24H154ZM101 29H104V28H106L107 27V25H104L105 23L104 22H102L101 21V18H100V20L98 21V23H96ZM49 27H50V25H49ZM90 29V27H88V30ZM148 29H150V26L148 25V23H147V21L145 22V23H143L142 25H141V27H140V29H139V33L140 32H143L144 30H147V32H148ZM39 30V29H38ZM91 30V29H90ZM93 30V29H92ZM91 30V31H92ZM39 33L38 34H40L41 33V30H39L38 31ZM118 31H116V30H114V31H111V34L113 35V34H115V33H117ZM147 32H145V34H147ZM149 34V33H148ZM105 37V36H104ZM107 37V36H106ZM161 37V36H160ZM176 37V34L174 35V36H172L171 37V40L173 39V38H175ZM108 39H110V38H108ZM160 39V38H159ZM161 41H162V39H160ZM160 42V41H159ZM163 43H165V42H162V43H159V44H156L157 46H158V48L159 47H161V45L163 44ZM141 44L143 45V43L141 42ZM84 44H82V49L80 48V49H77V56L75 55V57H77L75 60L77 61H75L76 63H78L79 61H80V59L82 60L83 58H81L80 57V55H81V51L83 50V48H84V46H86V45H84ZM142 45H140L139 47L140 48H142L141 50H144V46H142ZM168 45V44H167ZM166 45V46H167ZM87 47V46H86ZM184 47V46H183ZM183 47H181V51L182 52H184L185 50L183 49ZM167 48L169 49V51L168 52H170V48H169V46H167ZM145 49H146V47H145ZM90 50V49H89ZM102 50V49H101ZM166 51H167V49H165ZM164 50V52H166ZM93 51V50H92ZM136 51H138L137 53H135V55H137L138 54V57L139 56H141L142 58L140 59V57H139V59H140V61H138L139 59H138V57H136V64H139V65H141L142 63H144V60H145V57L147 56V52L145 51V52H142L141 54H140V50H139V48H137V50ZM180 51V49H179V52H181ZM86 52V51H85ZM88 52V54H89V51H87ZM167 52V53H168ZM181 52V53H182ZM239 52V51H238ZM237 51H236V54H235V51L233 52V54H232V56L235 54V57H236V55H237V53H238ZM94 53V52H93ZM181 53H179V54H176L177 55V58L179 59V62H181V64H182V68L183 69H181V72L183 71V73L182 74H187V75H191L193 72H194V75H191V76H198V74H196V71H197V68H198V65L196 64V63H200V65H202L201 67L203 68V69H205V71L203 70V69H201V71L203 70V72H206V75L207 74H209V73H211L212 72V70L210 71H208L207 70V68L209 67V65L207 64V67L205 66V64H206V62L205 63H203V64H201L202 62H204L203 60H206L207 61V59H203V58H199V57H197V59L199 58V59H202L201 61L200 60H198V61H189V60H187L186 61V57L185 56H181ZM197 53H198V51H197ZM226 53H227V51H226ZM241 53V52H240ZM246 53V52H245ZM245 53H242V54H244L245 55ZM80 54V55H79ZM91 54V55H90ZM90 58H89V56H88V62L89 63H87V64H83V66H85V74L87 75V73L88 74H93V77H92V79H91V81L92 82H98L99 84L98 85H96L95 86V90H96V92H98L100 95H102V96H107L108 95V97H107V99H111L112 98V96L110 95V94H107L106 92V88H105V86L103 85V83H102V80L103 79H106V76L104 75L103 76V73H102V68L103 67H107L105 64V62H103V61H101L100 59H98V58H96V53L95 54H92L91 52H90ZM146 54V55H145ZM158 53L156 52L154 55L157 57H153L155 60H153L154 61V63H153V66H155L156 67V65H160L161 64V66H158L157 67V69H159V70H157L155 67H153V73H154V76L156 77V79L159 77V76H161V75H163V77H164V80H165V82L166 81H168V80H173V77L172 76H175L176 75V77H174V79L175 80H173V83L171 82V84H172V86L173 85H175V84H177V82H180L181 81V79H183L180 75H181V73L178 71V70H176V68H175V66L173 65V67H172V69L173 70H171V68H169V70H171V74H169V70H167L168 68H166V66L164 65V63H163V61H161L160 62V60H163L162 59V56L161 55H157ZM239 54V53H238ZM83 55V54H82ZM81 55V56H82ZM85 55V54H84ZM241 56V55H237L238 56V59L237 58H235V62H233L234 61V59H233V57H231V55L229 56V58L228 59H230L233 63H236L237 62V66H238V64H240L242 61L243 62H245V60H246V58H247V56L245 55V56ZM181 56V57H180ZM223 56L225 57V61L226 62H229V60L227 59V57H228V54H227V56L226 55H224L223 54ZM83 57H85V56H83ZM211 57V56H210ZM231 57V58H230ZM208 58H209V56H208ZM87 59V58H86ZM212 59V58H211ZM210 59V62H211V65H212V63H213V61H214V57H213V59L211 60ZM233 59V60H232ZM74 60V59H73ZM83 60H85V59H83ZM82 60V61H83ZM94 62H93V61ZM96 60H100L99 61V63H102V65H101V67L100 66H98L99 64L98 63H95L96 62ZM142 60V61H141ZM241 61V62H239L238 63V61ZM82 61H80V63H82ZM247 61H249L248 60V58H247ZM85 62H87V61H85ZM98 62V61H97ZM186 62H187V64H186ZM208 62V61H207ZM242 62V63H243ZM73 63V62H72ZM79 63V64H80ZM94 64L93 66H91L90 64ZM209 63V62H208ZM247 63V62H246ZM74 64V63H73ZM72 64V65H73ZM193 65V66H191V65ZM210 64V63H209ZM213 64H215V62L213 63ZM227 64H229V66H227V68L229 67L230 68V64H231V62L230 63H227ZM226 64V65H227ZM250 64V63H249ZM77 65V64H76ZM75 65V66H76ZM82 65V64H81ZM232 65V64H231ZM235 65L236 64H233L231 67L233 68V67H235ZM148 66V65H147ZM192 68H194V69H191V67ZM69 67H70V64H69ZM87 67V68H86ZM162 67V68H161ZM212 67V69H213V65L212 66H210L209 67V69ZM77 68V67H76ZM91 68V69H90ZM154 68L156 69V70H154ZM166 68V69H165ZM174 68H175V71L177 72V74L175 73V71H174ZM231 68V69H232ZM66 69H68V68H66ZM71 69H72V72H74V69H75V67H74V65H73V67L71 66ZM95 69V70H94ZM97 69V70H96ZM189 69H191V70H189ZM200 69V68H199ZM199 69H198V71H199ZM188 70V71H187ZM192 70H194V71H192ZM90 71V72H89ZM197 71V72H198ZM69 72H70V69H69V71H67L66 72V74H65V76L67 77V78H70V77H72V76H69ZM165 72V73H164ZM167 72H168V77L169 78H166L165 77V75H167ZM187 72V73H186ZM209 72V73H208ZM100 73V74H99ZM102 73V74H101ZM164 73V74H163ZM175 74V75H172V74ZM179 73H180V75H179ZM200 75L197 77L198 79H199V77L201 76H204L205 75V73L202 75L201 73H200V71L198 72ZM74 74V73H73ZM99 74V75H98ZM211 74H213V73H211ZM211 74H210V76H209V78H211L212 76H211ZM98 75V76H97ZM206 75L204 76V78H202V79H204V80H206V78L208 77V75H207V77H206ZM87 76H89V75H87ZM100 76H102V77H100ZM65 77V78H66ZM132 77H136V76H134L133 74H129V75H127V80H134ZM178 77V79H177V82H176V78ZM66 78V79H67ZM95 78V79H94ZM140 77H137V78H135V80L134 81H137L138 82V84H141V85H138V86H136V87H139L138 89L139 90H141V89H144V88H146L147 89V85H148V88L151 90L152 89V83L150 82L149 84L147 83V78L145 79L146 80V82H142V79H141V83H140V79H139ZM161 77H159V79H158V81H160V80H162V79H160ZM186 78H188V77H186ZM194 78V77H193ZM209 78L207 79V80H209ZM168 79V80H167ZM190 78H188V79H183L182 81H185V87H186V85L188 86L187 88H185L186 90H190L191 89V87L192 88H194L192 85H194L195 84V82H192V81H190L189 80ZM180 80V81H179ZM186 80H187V82H186ZM192 80V79H191ZM25 81H27L28 82V80H24V82ZM143 81H144V79H143ZM181 81V82H182ZM188 81H190L191 82V87H190V89H189V83H188ZM174 82H175V84H174ZM145 83V84H144ZM168 83H170V82H168ZM183 83V82H182ZM186 83H188V84H186ZM194 83V84H193ZM99 85H101L100 86V89H101V87H102V91L101 90H99L98 88H97V86H99ZM181 85V84H180ZM183 85V86H184ZM171 86V87H172ZM179 86V85H178ZM182 86V85H181ZM195 86H197L196 84H195ZM229 86V85H228ZM35 87V86H34ZM225 87H227V85H225ZM174 88H175V86H174ZM173 88V89H174ZM228 88V87H227ZM229 88H231V85H230V87ZM229 88L227 89V90H229ZM31 89H34L33 88V86H32V88H29L28 90H31ZM137 89V90H138ZM181 89H184L183 87L181 88ZM199 89V91H201L200 90V88H198ZM216 89V88H215ZM226 89V88H225ZM175 90H176V92L179 90V89H176L175 88ZM197 89L195 88V91H196ZM216 90H218V89H216ZM197 92L196 91V94H198V95H196V100L198 99V101H201V99H202V97H203V94H201L200 92ZM194 92V91H193ZM66 93H67V95H66ZM65 93V95H66V97L65 98H63V99H66V101H68V102H65V100H64V102L66 103L65 105L67 106H65L66 108L65 109H67L69 112H70V109H71V114L73 113L72 111H74V109H75V105H76V103H75V105L73 104V102H75V100L74 99H71L72 98V96H74L73 95V93H70L69 91L68 92H66ZM174 93H175V91H174ZM178 93H179V91H178ZM176 94V93H175ZM174 94V95H175ZM194 94H195V92H194ZM202 96H201V95ZM50 94H48L47 93V95L46 96H48L47 97V99L51 102V104H53V103H55V102H53L52 103V101H54V99L52 98V95H50ZM64 95V96H65ZM173 94H171V96H172ZM177 95V94H176ZM200 95V96H199ZM30 96H35L34 94H30ZM178 96V95H177ZM218 95H216L215 97H217ZM173 98H174V100L173 99H170L169 98V100L167 101V103L168 104H170L171 105V102H176V105L174 104H172V106H174V107H172V108H175V109H177V108H179V107H176L178 104L180 105V101L178 100V97H177V99L175 98V96H172ZM31 98V97H30ZM29 98V99H30ZM74 98V97H73ZM200 98V99H199ZM168 99V98H167ZM31 100V99H30ZM52 100V101H51ZM73 100V101H72ZM82 100V99H81ZM47 101V100H46ZM71 101V102H70ZM111 101L113 102L114 101V98H112L111 99ZM166 101H164L163 103L164 104H166ZM197 101V102H198ZM82 102H83V100H82ZM89 103H90V101H88ZM115 102V101H114ZM47 103H49V102H47ZM199 103V102H198ZM194 104V103H192V104H194L193 106H197L198 105V107L197 108H206L207 109V104H205V103H202V105L200 104ZM206 103H207V101H206ZM228 103L230 104V102H226V105L224 106V108H225V111H223V112H225L224 114H220L219 112H221L222 110L221 109H224V108H221V109H219V112H214L213 110L214 109H212V113L210 114V112L209 113H207L206 115H204V116H206L205 117V119H204V117L202 118V116H203V114L205 113V112H201V113H196V115L195 116H193L192 117V115L191 116H189L190 118H188L187 116H184L183 117V121H180L182 118H181V114H180V119H177V121H179L180 123L179 124H181L182 126H184V127H187L188 126V128L193 132V135H196L197 133H199L198 135H196V136H198V137H201V138H205V137H207V138H209L210 137V134L213 132V131H215V129H216V133H214V134H216V136H215V139H217V141H215V139H213L214 140V142H212V145H211V149L215 152V154H222L221 152L223 151V153L224 152H227L232 146L234 147V145L235 144H237V145H241L243 148H245L244 150H250L251 151V149H253V147L255 146V149L257 148L258 150H260V151H264V129H262V128H264V127H260V125H259V127L261 128V130H259V131H257V133H255L254 135H253V132L251 133V131H250V129H253V127H252V125L249 127L248 125H247V122L246 121H248V120H246V118L245 117H243V118H245V119H243V120H241L240 121V119H237V117L236 116H234V113L232 114V113H230V111H232L231 110V107L228 105ZM262 103V102H261ZM57 104V103H56ZM72 104V105H71ZM84 104H86V103H84ZM84 104H82V105H84ZM92 104V103H91ZM96 104V103H95ZM166 105L167 106V108H164L163 107V104H162V107H163V109H167L168 111H169V109H168V106L170 107V105ZM192 104L190 105L189 104V106H190V108H188V106H187V108L188 109H186L185 110V108H182V107H180V108H182V110H184V111H188L189 112V109H191L190 110V112L192 113V111L194 110L193 108H191L192 107ZM260 104V103H259ZM81 103H80V108H81ZM92 105H94V103L92 104ZM92 105H84V106H86V108H87V106L89 107V109L90 110H92V112H90L89 110L88 111H85V112H87L88 114L90 113V115H87V117H90V118H88V120L86 119V118H83L84 116H82L81 115V117L80 118H83L82 119V121L80 122L79 121V123L77 124V129H74V128H72V130L74 129L75 131H73L74 132V135H75V133H76V131L78 130V131H80V130H82L83 128H88L87 129V131L85 132L84 130L85 129H83V131L84 132H82L81 134L82 135H80V132H78L79 134H78V137H79V140L80 139H82V140H80L81 142V144H84V146L83 145H81L80 147H82V148H80L79 150H85V152L83 153V151H80V152H78L77 153V156H75V155H73L72 153H71V156L72 157H70L69 156V158L68 159H73V161H71V160H69L72 164L70 165L71 166V169H72V171L75 173H78V170L79 169H81L82 168V164H83V162H85V164L87 165H91V167L90 168H92V167H96V166H98L99 167V170H98V174L97 173H95V170L94 171H92L91 169H87V168H85V169H81L79 172H80V177L79 178H76L77 180L78 179H80L79 181L80 182H77L78 183V185H77V183H76V181L77 180H75V181H73V179H72V182L70 181H68L70 178L69 177H67L68 175H67V173L66 174H64V175H67V176H64V177H67L66 179H67V182H65L64 180H66V179H64V178H61V179H63V181H64V183L66 184V185H64V183L62 182V180H61V182H60V180H59V182L58 181H56L55 179H54V181H56V182H52V180H50L49 179V177H51V178H53V177H56L55 175L57 174V171H55V173H53V174H55L54 176L51 174V172H53V171H51V169L53 168V167H55V166H59L60 167V165L62 166V164H61V162H63V160L61 161V160H59L58 158H60V157H62V156H64V157H62V159L64 158V159H66L68 156H67V153H69V152H71V151H68V147L70 146V143L68 142V141H70V139L72 138L71 137V135H70V137L68 136H66V140H68L67 142L69 143V144H67V142H65V140L63 141L61 138H63V136H64V132H67L68 131V133H69V129L71 128V126L73 125H71V126H69L70 125V123H71V119H70V122H68L69 124L67 125L68 127H70V128H66V126L65 127H63V128H58V125H56V127L58 128V130L59 131H54V130H57L56 129V127H52L53 126V124H55V122L54 123H52V125H50L51 123H49V125L48 126H50L51 127V129H49V127H48V130L47 131H45L44 132V130L41 128V127H39V128H37L38 130V134H35L37 131H35L33 134H35V135H33L32 134V132L31 133H29V134H27V136L25 135L24 137H22L23 139H29V136H30V138L31 139H29V140H27L28 142L30 141V143H26L27 141H26V139L25 140H21V142H20V144L19 145H16V147L17 146H21V149H19L20 151H23V154H25L24 152H26V149L28 150V148L30 147V149H31V151H30V154L28 155V157H27V155L25 154V157L24 158H26L27 157V159H26V163H29V165H27V166H30L31 164V166L33 167L35 164H38L39 163V165H37V166H35L36 168H34L35 170L39 167L40 169H41V167L44 169L43 171L41 170L40 171V169L38 168L37 169V171L36 172H38V171H40V172H38L37 174L38 175H34V177H36L35 179H32L31 177V179L32 180H30V178H29V180L27 181L26 179L28 178V174L30 173V171H28V169H23L24 170V172H23V170L21 169L20 170V174L21 173H24V174H22V175H20L17 171H14L15 169L17 170V168L15 167L16 166V164H15V166H13V163L11 164V163H8V165H12V167H14L13 169L11 168V165L9 166V168H11V171H12V175H13V178H11L10 176H7V175H5L4 177H3V180H6L8 177V180H7V183H8V181H9V179L11 178L12 179V181L10 180V182L12 183V184H10L12 187H14L15 186V184H17L16 186H18V183L19 182H21V184H19V186L18 187H14L15 189H16V191H13V190H9L10 192L12 191V194H14L15 192H16V195L14 194L13 196H8V195H12V194H9L10 192L8 191V194H7V190L9 189V188H12L10 185H9V183H8V186H9V188H8V186L6 187V189L4 188L5 187V185H2V184H0V264H48L49 263V258L48 257H50V256H53V254H57V256L59 257V255L61 256V257H63V258H61V260L60 261H62V260H64V259H66L67 258V256H71L73 259H75V264H105L106 262L108 263L109 262V260H110V262H111V264H117L116 262H117V259L119 260L118 261V263L121 261V262H124V263H126L128 260H130V259H132V263H135L136 264V261H137V264H146V263H148L149 262V264H152L150 261H148V259H145V256H146V254L148 253V257H149V255H150V253L153 255V254H157V255H160V254H163V259L162 260H160V264L162 263V264H183V262H184V264L186 263L187 264V260H186V257L188 256L189 257V255L192 253L193 255H194V253L193 252H196L195 250L193 251V247L194 248H196L199 244H197V241H199L201 238H199V237H203L202 236V234L204 235V233H206V231H210V233H211V235H210V237L206 240V241H203V244H205V246L203 245V250H204V248L206 249V250H208L207 252H206V250H205V256L207 255V253L210 251L209 250V248H210V246H213V247H215V246H217L218 247V244L220 243V241H219V243L217 242V240L219 239V236L217 235V234H223L224 232H227L226 230L227 229H229V228H231V226H232V228L234 227L235 228V226H233V224H235V221H236V219L238 220V222H239V224L237 225L238 227H236L234 230L237 232V233H240V232H238L237 230H241L242 228L244 229H247V227H248V229H251V227L252 226H247L248 224H250V222L252 221L253 223H256V224H254V226L256 225V226H258L257 228H258V230H260L261 229V225L262 224H264V213H261V212H264V211H262V210H264V206H261V205H259V204H257L256 202H259L260 201V204H264V203H262L261 202V200H264V185H261V183L262 184H264V182H262V181H264V177H262L260 174V177H259V175H257L258 177L257 178H254V181H253V178L252 179H250V178H248V177H250V176H248V177H244L243 179L244 180H242V177H241V175L242 174H240V178H241V180H242V182H241V185L243 186V188L242 189H244V188H246V189H244V191H242L241 190V185L239 186V185H237V181L236 180H238V182H240L241 180H240V178L239 179H235V181L236 182H234L233 180H229V178H233V177H229L228 178V174L226 175V177H225V179L226 178H228V179H226L227 181H225L226 183H227V185L225 184V182L223 181V183H222V180H224V178L222 177V174H223V176H225L224 174L225 173H221V176H220V178L222 177L223 179L220 181V183H222V184H225L224 185V187H223V189H218L219 188V186H222V184L220 185V184H218V187H217V183L219 182V180H218V182L217 181H214V183H213V180L210 178V177H212L213 175H212V171L210 172V170L211 169H208V171H207V173H206V175H207V178H204V179H202L201 178V180H200V178L198 179V178H196L193 174V172L192 173H190L189 171V168L187 169V165H185V164H188V161L186 160V162L184 163V158H189V159H193L194 157H195V153H196V151H197V149L199 150V142L197 143V142H195V144H190V148H189V146H188V148H187V150H185V148L183 147V149L182 150H185V151H182L181 152V150H179L181 153H177V150L175 151L174 149H173V151H170L169 152V154H168V156H174V162H176V161H178L177 163H179L181 166L180 167H182L183 169H182V172L180 173V175H179V177H178V179L177 180H175V179H173L174 181H178L179 179H181L180 181L181 182H179L178 184L181 186V188L180 187H178L177 185H174V184H176V183H172V181H170L171 182V184H172V186L171 187H169V185H168V182L166 181V180H168V179H172V177L171 176H169V178L167 179L166 177H167V175L169 174V170H168V174L167 175H165V174H163L162 176H161V174H160V178H159V180L158 181H153V180H151V179H153L152 177H151V179L149 178V176H148V174H147V170H145V169H142V171H140L141 173H138V174H140V176L139 175H136V177L133 179V177H132V180L134 181V184L132 185V187H130V189H129V187L127 188V183H129V182H127L126 183V180H128L129 178V176H125L124 177V179H125V183H123V181H122V183L123 184H121L122 185V187H124L125 188V186H126V188L125 189H123L122 187L121 188H118V187H120V185L118 186V185H115V184H113L116 180H117V178H116V180H115V178H113V176H112V173H114V171L116 172V169L118 170L119 169V166H120V163L122 162V164H123V161H121L119 158H117V157H119L120 156V154L122 155V157H124L125 155H124V153L122 154V153H120V152H122L121 150H125V152L127 151V152H129L130 151V153L132 152V154L135 152V153H137L136 151H138L137 149H138V147H137V145H139V147L141 148V149H143V150H141L140 148H139V151L141 150L142 152L144 151L145 152V155H148V157L150 156V155H152L151 157L152 158H154V160L156 159L155 158V156L157 155V154H155L154 152H156L158 149L157 148H161V146H169V148L171 147V148H177L178 147V143L176 142V135H174V131H172V133H170L169 131H168V129H166L168 132H166L165 131V128L166 127H169V124H164L165 125V127H164V125H162L164 128V131H160V129H159V131H157V132H155V133H158L157 135L155 134V133H153V134H155L157 137H158V139H159V141H160V143H158L157 142V140L156 139H153L152 138V136H150V135H153V134H151V132H149L148 131V133L150 134H148L147 133V135L145 134V135H143V130L141 129L140 131H141V134L139 133V135H141V136H139V138L137 137V138H135L136 137V135H135V133L137 132V128H135L134 126H133V124H135L133 121H132V118H133V114H135L136 112H137V110L136 109H139V108H135L133 111H130V113H131V115H127L128 117H125V115H126V113L124 114L123 112H122V114H124L123 115V119H125L126 120V122L128 121L127 119H129L130 121H132L133 122V124H132V122H130L131 124H132V128L134 127L135 129H136V131H135V129L134 130H130V127H128L127 125H129V124H127L126 123V125H125V127L127 126V128H125V127H123V125L125 124V122H123L122 120H121V125H119V122H117L118 120H116V122H113V124H115V123H117L116 125H114V127H113V131H112V128H110V126L109 125H112L113 126V124H112V121L114 120L113 119V115H114V113H115V110L117 111L118 109H116V107L113 109V110H111L110 109V111L108 110V113L106 112L107 110H105L104 112H103V110H102V112L104 113V114H110V113H112L113 111V115L111 116V118L110 117H106V121H108L109 122V124L103 119V123H101L100 124V120H99V122H98V118L100 117L99 115H102V113H97L96 112V114H94L95 113V111L93 112V109H94V107L92 106ZM224 105V104H223ZM223 105H221L222 107H223ZM53 111H50V116L48 117V121H50L51 119H52V117L53 118H55V114L54 113H57V110L55 111V107H56V109H58L59 110V108L57 107V106H59V105H55V104H53ZM78 106V105H77ZM83 106V107H84ZM91 106H92V108H91ZM95 106V105H94ZM165 106V107H166ZM195 106V107H196ZM209 106V108H210V105H208ZM212 106V105H211ZM213 108H215L216 106H215V104H213ZM70 107V109H68ZM262 107H264V104H262ZM172 108H170L171 110H172ZM217 108V107H216ZM82 110L84 109V108H81ZM81 109H79V111H81ZM162 109V110H163ZM196 109V108H195ZM261 109V108H260ZM86 110V109H85ZM94 110H96V109H94ZM136 110V112H134ZM181 110V113L183 112L184 113V111H182ZM208 110V109H207ZM206 110V111H207ZM221 110V111H220ZM228 110V111H227ZM253 110V109H252ZM12 111H13V114H17L16 112H17V108L16 107H12ZM84 111V110H83ZM112 111V112H111ZM164 111V110H163ZM162 111V112H163ZM209 111V110H208ZM217 111V110H216ZM256 111V113H257V110H255ZM255 111H253L254 112V115L256 114L255 113ZM51 112L53 113V115H51ZM78 110H76V114H73L74 115V117L76 118V117H78L79 116V114H80V112H78ZM106 112V113H105ZM119 113L118 114H116L115 115V118L120 114V115H122L120 112L121 111H118ZM134 112V113H133ZM158 112V114H159V111H156V113ZM167 112V111H166ZM166 112H164L165 114H166ZM173 112H178L177 110L176 111H174V110H172V113ZM186 112H185V114H186ZM194 112V111H193ZM223 112H221V113H223ZM252 112V113H253ZM87 113H85V114H83L82 112H81V114H83V115H86ZM183 113H182V115H183ZM190 113V114H191ZM229 115H228V114ZM260 113H264V108H262V110H261V112ZM92 114H94L95 115V118L97 119V120H95L94 118H93V115ZM138 114V113H137ZM137 114H135L134 115V117H136L137 116ZM165 114L163 115L162 114V116L164 117L165 116ZM168 114V113H167ZM178 114V113H177ZM189 114V113H188ZM202 114V115H201ZM214 114V115H213ZM218 114V115H217ZM225 114H227V115H225ZM232 116H231V115ZM73 115H71V116H69V118H73L74 119V117H73ZM96 115H97V117H96ZM176 115V114H175ZM174 115V116H175ZM179 115V114H178ZM216 115V116H215ZM236 115V114H235ZM253 115V114H252ZM251 115V116H252ZM262 115H264V114H262ZM52 116V117H51ZM99 116V117H98ZM105 116V115H104ZM241 116V115H240ZM19 117V116H18ZM15 118V119H20V118ZM86 117V116H85ZM132 117V118H131ZM162 117V118H163ZM172 118V116H165L163 119H166V122L168 123V122H170L171 123V121L173 120V119H171ZM177 117V115L175 116V118ZM179 117V116H178ZM177 117V118H178ZM210 117V118H209ZM249 117V116H248ZM257 118H258V116H256ZM101 118V117H100ZM108 118H110V120L108 119ZM127 118V119H126ZM226 118V119H225ZM238 118H240V117H238ZM14 119V120H15ZM79 119V118H78ZM84 119H85V121H84ZM113 119V120H112ZM117 119V118H116ZM120 119V118H119ZM163 119H161L162 120V124L163 123H165L164 121L165 120H163ZM170 119V120H169ZM247 119H249V118H247ZM57 120V119H56ZM58 120H59V118H58ZM57 120V121H58ZM62 121L60 122V124L62 125V126H64V125H66L67 124V121H66V124H64V121H63V119H61ZM69 120V119H68ZM75 120V119H74ZM74 120H72V121H74ZM112 120V121H111ZM124 120V121H125ZM134 120V119H133ZM161 120H158V124H156L157 125V127L159 128V125L161 124L159 121H161ZM246 120V121H245ZM18 121V120H17ZM52 121H53V119H52ZM60 121V120H59ZM59 121L57 122V123H59ZM102 121V120H101ZM115 121V120H114ZM135 121V120H134ZM174 122H175V120H173ZM257 121V122H256ZM261 121H264V117H262L261 119H260V121L258 122V119H256V120H254V122H256L255 124H257V126L256 127H258V124H260V122ZM13 122H15V121H13ZM76 122V121H75ZM105 122V123H104ZM129 122V121H128ZM172 123V124H177L178 122H176V123ZM73 123V122H72ZM42 124V123H41ZM59 124V125H60ZM81 124H85V125H83V128H81V129H78L79 127H82V125ZM106 124H108V126L107 127H109V128H104V126H106ZM178 124V125H179ZM80 125V126H79ZM180 125V130L181 129H183L182 128V126ZM261 125H264V124H261ZM55 126V125H54ZM73 126H76V125H73ZM72 126V127H73ZM61 127V126H60ZM156 127V128H157ZM172 127H175V126H171V128ZM177 127V126H176ZM68 129V130H66V129ZM124 128V129H123ZM128 128H129V130H128ZM131 128V129H132ZM139 128V127H138ZM162 128V127H161ZM178 128V129H179ZM214 128V129H213ZM223 128H225V129H223ZM41 129V131H43V132H40L39 130ZM47 129V128H46ZM105 129H107V131L105 130ZM110 129H111V132H110ZM176 129V128H175ZM186 129V128H185ZM204 129H208V131H209V129H211V131H209V133H207ZM51 130V131H50ZM61 130V131H60ZM66 130V131H65ZM172 130H174V128H172ZM184 130V129H183ZM186 130H188V129H186ZM220 130V131H219ZM227 130V131H226ZM54 132L55 134H57L58 132V134L57 135H59V138L61 139H58V137H57V141L55 140V139H53V141H48V139L47 140H41V141H44V142H42L41 144H40V142H39V145H40V147H38L37 145H36V143L38 142L36 139H41V136H42V134L41 133H46V135L48 134L47 132H50L49 134H52L51 132ZM146 131V130H145ZM151 131V130H150ZM226 131V132H225ZM63 132V133H62ZM73 132L72 133H70V134H73ZM108 132H110V133H112L113 132V137H111L110 135H112V134H110V135H107V133ZM115 132V133H114ZM135 132V133H134ZM147 132V131H146ZM211 132V133H210ZM219 132V133H218ZM0 135H1V137L3 136V134H2V130L0 129ZM39 133L41 134L40 136H39ZM53 133V135L52 136H54L55 134ZM84 133V134H83ZM129 133H133V135L132 136H130V134ZM178 133H181V131L180 132H176L175 134H178ZM220 133H221V135H220ZM11 134V133H10ZM62 134V135H61ZM109 134V133H108ZM115 134H117L116 136H118V134H119V137H117V141L116 140H114V139H116V137H114L115 136ZM128 134H129V136H128ZM31 135L34 137L35 136V138H34V140L35 141H37L36 143H34L36 146H37V148H36V146L35 145H33L32 143H31V141L33 140L32 138L33 137H31ZM45 135V134H44ZM66 135V134H65ZM74 135H73V137H74ZM109 136V138L111 137V139H109L107 136ZM135 135V136H134ZM137 135H138V132H137ZM200 135V136H199ZM218 135H220V140H218ZM252 135L256 138V140L255 141H253L252 140ZM38 136H39V138H38ZM48 137H49V135H47ZM212 136H214V135H212ZM20 137V136H19ZM44 137V136H43ZM42 137V138H43ZM75 137H76V135H75ZM157 137H155V138H157ZM4 138V137H3ZM47 138V137H46ZM50 138V137H49ZM51 138H53V137H51ZM67 138H70V139H67ZM150 138H151V140H152V142L151 141H149L150 140ZM203 138V139H204ZM206 138V139H207ZM73 139V138H72ZM77 139V138H76ZM138 139H141V140H138ZM209 139H211V138H209ZM211 139V140H212ZM235 139H236V141H235ZM4 140H5V138H4ZM3 140V142H2V138L0 139V143H5V144H3V145H1V146H7V145H9V146H7V148H8V150H9V152H8V150L6 149V148H4V149H6L5 151H4V153H6L5 155H7V156H9V155H11V154H13L14 153V151L12 150V149H14L15 150V148H11L10 149V147H12V146H14V144L12 143H9V141L8 140H5L4 141ZM16 140L18 141V139L16 138ZM16 140H14L15 142H16ZM34 140H33V142H34ZM51 140V139H50ZM75 140V139H74ZM74 140H73V142H72V144H74V143H76V142H74ZM78 140V139H77ZM112 140V141H111ZM212 140V141H213ZM25 141V142H24ZM54 141H56L55 143H54ZM72 141V140H71ZM70 141V142H71ZM153 141H154V143H153ZM199 141V140H198ZM221 141V142H220ZM235 141V142H234ZM256 141H259L258 143H255ZM261 141V142H260ZM53 142V143H52ZM134 142H136V143H134ZM157 142V143H156ZM220 142V143H219ZM226 142H228L227 144H225ZM240 142H241V144H240ZM18 143V142H17ZM23 144V146H22V144ZM26 143V144H25ZM77 143H78V141H77ZM76 143V144H77ZM197 143V144H196ZM38 144V143H37ZM79 144V143H78ZM136 144V145H135ZM28 145V147H26ZM86 145V146H85ZM229 145V146H228ZM0 146V147H1ZM26 148H25V147ZM35 146V147H34ZM231 146V147H230ZM118 147V148H117ZM136 147H137V149H136ZM227 147H230L229 149H227ZM23 148H25V149H23ZM34 148H36V149H34ZM70 148H72V149H76L75 147L73 148V147H70ZM242 148V149H243ZM17 149H18V147H17ZM16 149V150H17ZM72 149H69V150H72ZM119 149H121V150H119ZM254 149V150H255ZM256 149V150H257ZM15 150V151H16ZM19 150H18V152H15L16 153V155H17V153L19 154ZM25 150V151H24ZM36 150V151H35ZM109 151L108 153H107V151ZM227 150V151H226ZM230 150H232V152H233V148H231ZM229 150V152L231 153V151ZM13 151V152H12ZM78 151V150H77ZM87 151H88V154H87ZM102 151H105V152H102ZM117 151V152H116ZM237 151V150H236ZM239 151H240V149H239ZM12 152V153H11ZM29 152V151H28ZM27 152V153H28ZM73 152V151H72ZM91 153V155H92V158L91 159H89V161H93V159L95 160V154H97V165L96 164H91L88 160H85V161H83V159H85L84 157L82 158V154H83V156H88V157H91V156H89V154ZM103 154H102V153ZM127 152H126V154H127ZM142 152H139L140 153V155H143L144 154V152L142 153ZM254 152V151H253ZM10 153V154H9ZM15 153H14V155H15ZM36 153V155H34ZM38 153V154H37ZM73 153H75L76 154V151L75 152H73ZM86 153V154H85ZM101 153V154H100ZM105 153H107V155L105 154ZM120 153V154H119ZM129 153V154H130ZM138 153V154H139ZM240 153V152H239ZM242 153V152H241ZM240 153V154H241ZM257 153H258V151H257ZM261 153H264V152H261ZM22 154V153H21ZM19 155L18 157L20 158L21 156H24L23 154L22 155ZM79 154V155H78ZM94 154V155H93ZM132 154H130V155H132ZM155 154V155H154ZM176 154H177V156H176ZM236 155L234 156V158L237 156V154L238 153H235ZM31 155V159L29 158V156ZM58 155H62V156H58ZM66 155V156H65ZM70 155V154H69ZM130 155H128V157L130 156ZM239 155V154H238ZM34 156H35V158H34ZM37 156V157H36ZM102 156V157H101ZM241 155H239L238 157H240ZM248 156V155H247ZM10 157V156H9ZM8 157V158H9ZM17 157V156H16ZM17 157V158H18ZM58 157V158H57ZM66 157V158H65ZM87 157V158H88ZM232 157V156H231ZM230 157V158H231ZM41 158V160H43V162L41 161V160H39ZM100 158V159H99ZM150 158V157H149ZM152 158H150L151 160H149L151 163H149V164H151V165H154L153 164V162H155V161H153L152 162ZM233 158V157H232ZM232 158H231V160H232ZM14 160V157L13 158H11V159H9V160ZM36 159H38L40 162H41V164H40V162L38 161V162H36V163H34L35 162V160ZM118 159L121 161H118ZM124 159V158H123ZM177 159H179V160H177ZM247 159L248 160H250L251 159V161H253L252 160V158H250V157H247ZM17 160V159H16ZM16 160H14L15 162H17ZM21 160V159H20ZM29 160V162H27ZM146 161H147V159H145ZM145 160H140V165L142 166V168L146 165V161ZM230 160V161H231ZM235 160V159H234ZM3 161V160H2ZM2 161H1V166H2ZM22 161L24 162L25 160L24 159H22ZM33 161V162H32ZM37 161V160H36ZM52 162L51 164H54V165H51L52 167H49V169H47L46 170V168H44V166H41L42 164L43 165H45L46 167H47V162ZM99 161V162H98ZM129 161H130V163H129ZM127 160V165L128 166H130V164H131V159L130 160ZM236 161V160H235ZM235 161H231V163L232 164H230V162L228 161V165H229V169H231V167H233L234 165L233 164H235ZM10 162V161H9ZM234 162V163H233ZM6 163V162H5ZM25 163V164H26ZM20 164H23L22 162L20 163ZM84 164V166L86 167V165ZM156 164V163H155ZM64 165V164H63ZM87 165V167H89ZM124 165V164H123ZM133 165V163L131 164V166ZM226 165H227V163H226ZM233 165V166H232ZM7 166V165H6ZM17 166H18V164H17ZM22 166H24V165H22ZM27 166H25V167H27ZM30 166V167H31ZM50 166V165H49ZM84 166H83V168H84ZM130 166V167H131ZM184 166V167H183ZM19 167V166H18ZM25 167H23V168H25ZM64 167H69V165H65ZM81 167V168H80ZM120 167H122V166H120ZM149 167V166H148ZM148 167L146 168V169H148ZM2 168V167H1ZM4 168H5V166H4ZM21 168V167H20ZM29 168V167H28ZM227 168V169H228ZM235 168V167H234ZM6 169V168H5ZM8 169V168H7ZM6 169V170H7ZM34 169H32V168H30V170H34ZM181 169V168H180ZM228 169V170H229ZM4 170V169H3ZM8 170H10V169H8ZM35 170H34V173H36L35 172ZM62 170V169H61ZM96 170H97V168H96ZM102 171V173H104V174H106V175H109L110 177H105V176H99V175H101L100 174V172ZM251 170V169H250ZM10 171V172H11ZM22 171V172H21ZM49 171V172H48ZM120 171H121V168H120ZM164 171V170H163ZM163 171L161 172V173H163ZM167 171V170H166ZM237 171V172H236ZM236 171H235V174L236 175H239L238 173H239V171L236 169ZM4 172H6V171H4ZM9 172V171H8ZM7 172V173H8ZM112 172V173H111ZM118 172V171H117ZM116 172V173H117ZM165 172V171H164ZM230 172V171H229ZM233 172H234V170H233ZM252 174L255 176V171L252 169ZM254 172V173H253ZM16 173V174H15ZM61 173H62V171H61ZM61 173L60 174H57L58 176H60L61 175ZM167 173V172H166ZM170 173H172V172H170ZM231 173V172H230ZM229 173V174H230ZM241 173V172H240ZM72 174V173H71ZM159 174V173H158ZM210 174V175H209ZM251 173L249 172V175H250ZM257 174V173H256ZM11 175V174H10ZM14 175L15 176H17V177H14ZM30 175L33 177V175H32V173H30ZM29 175V176H30ZM51 175V176H50ZM70 175V174H69ZM77 175V174H76ZM119 175H121V172H120V174ZM157 175V174H156ZM155 175V176H156ZM170 175V174H169ZM173 175V174H172ZM205 175V176H206ZM234 175V173H232V175L231 176H233ZM235 175V176H236ZM244 175V174H243ZM242 175V176H243ZM246 175V174H245ZM248 175V174H247ZM246 175V176H247ZM253 175H252V177H253ZM7 176V178H5ZM53 176V177H52ZM70 176H73V175H70ZM75 176V175H74ZM73 176V177H74ZM122 176V175H121ZM176 176H178V175H176ZM175 176V177H176ZM209 176V177H208ZM230 176V175H229ZM21 177V178H20ZM27 177V178H26ZM76 177V176H75ZM114 177H116V175L114 176ZM117 177H118V175H117ZM120 177V176H119ZM118 177V178H119ZM158 177V176H157ZM174 177V178H175ZM214 177V176H213ZM219 177V175L216 177V179H219L218 178ZM1 178V177H0ZM14 178H15V180L16 181H18V182H15V180H14ZM18 178H20V179H18ZM24 178H25V180H24ZM57 179H59L58 177H56ZM110 178L111 179H114V180H111V182H112V184L113 185H115V186H118V187H115V186H112V184L111 183H108V182H110ZM122 178H123V176H122ZM126 178H128V179H126ZM235 178V177H234ZM248 178V179H247ZM22 179V180H21ZM103 179H104V181L107 179V184H109V185H107V186H104V184H106V183H101L102 181H103ZM158 178H154V180H157ZM215 178H214V180H216ZM257 179V181H259L258 182V184H255V186L253 187H250L251 185H250V182H251V184L253 185V183H256L255 182V180ZM1 180V179H0ZM123 180V179H122ZM132 180L130 181V183L132 182ZM151 180V181H150ZM240 180V181H239ZM248 180V181H247ZM31 181H33V182H31ZM114 181V182H113ZM119 181H120V179H119ZM118 180H117V182H119ZM147 181H149V182H147ZM173 181V182H174ZM0 182H2V181H0ZM5 183H6V181H4ZM22 182H24V183H22ZM25 182H26V184H25ZM117 182H115L116 184H117ZM169 182V183H170ZM216 182V183H215ZM249 184V186L247 185V186H245V184ZM249 182V183H248ZM61 183V184H60ZM69 183H71V184H69ZM99 183H100V185H102V186H97V185H99ZM148 183H150V184H148ZM120 184V183H119ZM146 184V185H145ZM148 184V185H147ZM170 184V185H171ZM214 184H215V187H217V190H216V188L214 187ZM237 185V187L239 186V188H235V186ZM7 185V184H6ZM45 185H47L46 187H44ZM131 185V184H130ZM150 185V186H149ZM197 185V186H196ZM104 186V187H103ZM129 186V185H128ZM145 186V187H144ZM195 186L197 187L196 189H195ZM245 186V187H244ZM44 187V188H43ZM49 187V188H48ZM73 187H75V188H73ZM113 187H115L114 188V191H115V193H113V194H111V189H113ZM145 189H144V188ZM182 187H183V189H182ZM8 188V189H7ZM48 188V189H47ZM180 188V189H179ZM189 188V189H188ZM215 188V189H214ZM222 188V187H221ZM19 191H18V190ZM182 189V190H181ZM188 189V191H186ZM44 190V191H43ZM97 190V191H96ZM179 190H180V192H179ZM243 192H241V191ZM18 191V192H17ZM94 191H96V192H98V193H96V194H93V192ZM192 191V192H191ZM189 192H191V193H195L196 194V196H197V198H196V196H194L193 198H196V199H198V197H199V199H198V201H199V203H197V201H196V203H197V205L199 206V207H202L201 209H199V212L197 211L198 210V208H196V211H195V209H194V211H193V209H191L192 208V206H193V204H194V199H191V196H190V193ZM67 193H71V194H68L67 195ZM47 195V196H46ZM91 195V197H93L92 195H96V197L94 198V199H96V204H92V203H90L89 202V204L87 205V207L85 208V201L87 200V197H89ZM19 198V199H18ZM62 198V199H61ZM90 198V197H89ZM163 198V199H162ZM259 199V201H258V199ZM61 199V200H60ZM74 199V200H73ZM195 199V200H196ZM254 199H257V201L256 202H254ZM261 199V200H260ZM13 200V201H12ZM54 200V201H53ZM70 200H73V201H70ZM89 200V199H88ZM191 200H193V202L191 201ZM251 200V201H250ZM18 201V202H17ZM249 202V203H248ZM94 203V202H93ZM242 203V204H241ZM246 203V204H245ZM238 204H240L241 206H239L240 208H241V210L242 211H240L239 209H237L236 211H239L238 213H239V215H238V213L237 212H234L233 211V209H235V207H236V205H238ZM243 204H244V206H243ZM196 205V204H195ZM215 206V207H214ZM218 206L220 207V208H218ZM197 207V206H196ZM238 207V208H239ZM85 208V209H84ZM142 208H144V209H142ZM215 208H218V209H220V211H221V215H219V213L217 214V215H213L216 211L214 210ZM232 210H231V209ZM189 210H191V211H193V212H191L192 213V215H191V213L189 212ZM10 212H11V214H10ZM106 212V213H105ZM200 213V215H199V217H197V216H194V214H196L197 215V213ZM223 212V213H222ZM10 214V215H9ZM69 214V215H68ZM216 214V213H215ZM233 214L234 215H236V216H238V217H236V218H234V220H233V224H232V219H231V221H229L228 220V217H229V219L231 218L230 216H233ZM7 215V216H6ZM9 215V216H8ZM259 215H260V217H259ZM262 215V216H261ZM111 217H117L116 219H113L114 221H112V222H115V223H112V222H110L109 221V219H112ZM192 217H194V219L192 218ZM198 218V221L199 222H197L198 224H199V226H198V224H196L197 225V227L195 226L194 227V229H192L193 228V226L195 225V222L193 221V220H196L197 218ZM225 218H227V219H225ZM249 218H251V219H249ZM87 219V220H86ZM191 219H192V221H191ZM118 220V221H117ZM251 220V221H250ZM117 221V222H116ZM247 221H250V222H247ZM12 222H15V224L14 223H12ZM190 222H192V227H190V225L191 224H189ZM227 222H229V227L227 226L228 224H227ZM231 222V223H230ZM251 222V223H252ZM112 223V224H111ZM11 224H13V225H16L15 227H14V229H12V231H10V228L9 227H7L6 225H8V226H10ZM100 224V225H99ZM102 224H104V226L102 227L101 225ZM258 224V225H257ZM98 225V226H97ZM181 225V226H180ZM96 226V227H95ZM183 226V227H182ZM190 228H188V227ZM245 226V227H244ZM256 226L255 227H253V228H256ZM99 227H101L102 229H104L105 228V231H106V233L104 232V231H101L102 232V234H101V232H99ZM106 227H107V230H106ZM109 227H111L113 230V232H110L111 233V235H110V237L108 236V238H107V241L105 240V238H106V236L108 235V231L109 230H111ZM168 227V228H167ZM240 227H242V228H240ZM260 227V228H259ZM262 227H264V226H262ZM13 228V227H12ZM19 228V229H18ZM108 228H109V230H108ZM238 228H240V229H238ZM4 229H6V230H4ZM9 229V230H8ZM153 230V234H156V236L157 237H159L158 238V240L159 241H157V243L155 242V239H153V238H156L155 236L154 237H150L151 239H153V240H151L150 238V240L149 239H146L147 237H149L150 236V233L152 232V231H149V230ZM187 229H189V231L191 232H188V230ZM219 229H222V230H219ZM160 230H166L167 231V233H168V231H169V233L168 234H172L173 235V239H171V237H170V235H168L167 233V235L170 237H168V238H166V241H168V243H166V244H164L163 243V241L165 242V238H162V236H163V234H162V232H160ZM231 230H233V229H231ZM230 230V231H231ZM150 232V233H148V232ZM163 231V232H164ZM220 233H219V232ZM229 231V232H230ZM247 231V230H246ZM251 231V230H250ZM255 231V230H254ZM253 230H252V232H254ZM79 232H81V234H83V233H94L95 235H94V239H93V241L95 242V243H97L98 244V246H99V243H101L100 241V239H104L102 242H104L105 241V245H106V243L107 242H109L108 240H109V238H110V241L112 240L113 242H111L112 244L111 245H113L114 247H115V245L117 244V242H119L120 241V243H122L123 245H124V247H123V249L122 248H120V249H122V250H120L119 251V254H116L115 253V255H112V256H110L111 254H112V252H110V251H113V249L111 250L110 248V251H108V250H105L103 247V249H104V251H102V249L100 248H98V246H97V248L99 249L97 252H93V253H91V254H87V253H89V252H87V253H83L82 252V249L83 248H81V249H79L80 248V244H81V241L79 242V240H75V242H72L75 238H74V236H78V235H74L75 233H79ZM143 232H146V233H148V234H146V237H144V235L142 236V234H143ZM234 233V231H231L230 233H225L224 235L226 236L227 235V237L228 238H225L227 241L228 240H230V242L233 244H231V246H233L231 249H230V247H229V249L227 250V249H225V248H223V247H220L219 246V248H220V250H219V252L222 254L221 255V257H217V255H216V257L214 258V264H264V238H259V236H260V233H264V229H262V231L260 232H257L255 235H257V234H259V236H258V238L256 239L255 237H253V238H255V239H253V241H251V240H248V238L246 237V239H247V241L245 242L244 240H242V242H241V240H240V237L241 236H239V234H237V233ZM241 232H242V230H241ZM252 232H250V233H252ZM103 233L106 235H103ZM202 233V234H201ZM243 233V232H242ZM248 233V232H247ZM246 233V234H247ZM250 233H248V234H250ZM71 234V235H70ZM162 234V235H161ZM165 234V233H164ZM195 234V235H194ZM199 234H200V236H199ZM244 234V233H243ZM66 235V236H65ZM70 235V236H69ZM101 235H103V236H101ZM148 235V236H147ZM171 235V236H172ZM208 235V234H207ZM240 235H241V233H240ZM252 235V234H251ZM251 235H249V237L251 236ZM255 235H253V236H255ZM262 235H264V234H262ZM7 236V238H5ZM79 236H80V234H79ZM144 237L145 239H146V241H142L141 239H143L142 237ZM195 236H197V237H195ZM221 236V235H220ZM165 237V236H164ZM192 237H194L195 239H193ZM204 237H206L205 235H204ZM224 237V236H223ZM222 237V238H223ZM261 237V236H260ZM79 238V237H78ZM126 238H129V239H126ZM190 238L192 239V240H190ZM11 239V240H10ZM98 239H99V242H98ZM117 239V241L115 242L116 244H114V241ZM118 239H120L119 241H118ZM124 239V240H123ZM132 239H134V242H138V241H140V242H143V244L141 245V246H134V242H133V240ZM161 239H164V240H162V243H163V246L160 248V249H158V250H156V248H158V245L156 246V244H158V243H161ZM169 239H171L173 242H174V246L173 245H170V242H169ZM187 239H189V241H190V243L187 245L186 244V240ZM197 239V240H196ZM242 239H243V237H242ZM250 239V238H249ZM8 240L10 241V244L8 243ZM12 240H14V244H16V245H14L13 244V242H12ZM127 240H132V243L133 244H131V242H127L126 243V241ZM157 240V239H156ZM170 240V241H171ZM194 240V241H193ZM201 240H203V239H201ZM220 240V239H219ZM223 241L221 242V244L223 243L224 244V238L222 239ZM150 241V242H149ZM188 240H187V243L189 242ZM191 241H193V242H191ZM196 241V242H195ZM226 241V242H227ZM235 243H234V242ZM243 241H244V243H247L248 244V246H241L242 245V243H243ZM12 242V243H11ZM140 242H139V244H140ZM172 242V243H173ZM196 243V244H194L193 245V243ZM200 242V241H199ZM217 242V243H216ZM241 242V243H240ZM95 243H94V245H95ZM129 243V244H128ZM156 243V244H155ZM217 244V245H215L214 246V244ZM238 243V244H237ZM243 243V244H244ZM8 244H9V246H8ZM11 244H13V245H11ZM131 244V245H130ZM136 244V243H135ZM226 244V243H225ZM74 245V246H73ZM82 245H83V243H82ZM101 245V244H100ZM103 245H104V243H103ZM102 245V246H103ZM109 246H110V244H108ZM108 245L106 246V247H108ZM118 245V244H117ZM120 245V244H119ZM123 245H120V246H123ZM126 245H127V247H126ZM131 246V248H130V246ZM137 245V244H136ZM155 245V249L154 248H151L152 246H154ZM188 247H187V246ZM201 245V244H200ZM229 245H230V243H229ZM237 245H240V251L239 252H241L240 253V255L239 256H236V255H238V250L236 251V253L237 254H234V252H233V248H236V246ZM246 245V244H245ZM7 248H6V247ZM93 246V245H92ZM175 247V248H173V247ZM196 246V247H195ZM209 246V248L207 249V247ZM221 246H226V245H221ZM4 247V248H3ZM75 247V248H74ZM111 248H112V246H110ZM170 247H172L174 250H172V248H170ZM177 247V248H176ZM212 247V248H213ZM6 248V249H5ZM117 248V247H116ZM115 248V249H116ZM125 248H127V249H125ZM181 248H182V251H181ZM190 248V249H189ZM228 248V247H227ZM55 249H57V250H55ZM92 248H90V250H91ZM106 249H108V248H106ZM148 249H150V250H148ZM184 249V250H183ZM189 249V250H188ZM191 249H192V251H191ZM197 249V251L198 250H200V249H198V248H196ZM89 250V251H90ZM94 250V249H93ZM126 250V251H125ZM185 250H187V251H191L190 253H188V255L186 256L185 255ZM217 250H218V248H217ZM254 250V251H253ZM116 251V250H115ZM122 251H123V253H122ZM147 251V252H146ZM151 251V252H150ZM184 251V252H183ZM200 251H202V250H200ZM200 251L199 252H197V253H200ZM227 251V252H226ZM109 252H110V254H109ZM216 252V251H215ZM113 253H114V251H113ZM118 253V252H117ZM127 254L128 256H130V259H127V261H125V258H126V256L127 255H125V254ZM210 253V252H209ZM214 253V252H213ZM216 253H218V252H216ZM52 254V255H51ZM56 254H55V256H56ZM108 254H109V256H108ZM166 254V255H165ZM184 254V255H183ZM203 254V253H202ZM211 254V253H210ZM233 254H234V256H233ZM50 255V256H49ZM62 255H65L66 256V258H64V256H62ZM118 255V256H117ZM155 255H153V256H155ZM200 256H201V254H199ZM209 255V254H208ZM213 255H215V254H213ZM55 256H53L54 257V259H55ZM125 256V257H124ZM147 256H146V258H147ZM151 256V255H150ZM185 257V259L184 260H182V258H184ZM192 256V255H191ZM190 256V257H191ZM195 257L197 256V258L199 259V257L200 256H198L196 253H195V255H194ZM193 256V257H194ZM109 257L111 258V259H109ZM118 257V258H117ZM121 257H124L123 259H124V261L122 260V258ZM161 257V258H162ZM190 257L189 258H187L188 259V264H190V262H192L193 263V259L195 260V258H191L190 259ZM209 257H210V255H209ZM212 257V256H211ZM210 257V258H211ZM48 258V259H47ZM51 258V257H50ZM57 258V257H56ZM120 258V259H119ZM201 258H203L204 259V254L200 257V259ZM60 259V258H59ZM149 259H150V257H149ZM154 259H156V258H154ZM199 259V260H200ZM50 260H53V259H50ZM157 260V259H156ZM159 260V259H158ZM182 261V263H181V261ZM197 260V259H196ZM195 260V262L196 263H193V264H197V263H199L200 261H196ZM212 260V259H211ZM47 261H48V263H47ZM67 261V260H66ZM65 261V262H66ZM116 261V262H115ZM162 261V262H161ZM186 261V262H185ZM201 261H202V259H201ZM209 261H210V259H209ZM208 261V262H209ZM69 262V260L67 261V263ZM128 263V264H132V263ZM53 263V262H52ZM52 263H49V264H52ZM54 263H55V260H54ZM57 263V262H56ZM58 263H60L61 264V262H58ZM63 263H64V261H63ZM66 263V264H67ZM73 263V262H72ZM153 263H156V261L154 262L153 261ZM157 263H158V261H157ZM210 264H212V261H210L209 262ZM208 263V264H209ZM71 264V263H70ZM200 264V263H199ZM202 264H206L205 263V261L204 262H202Z\"/></svg>",
  "mask_w": 264,
  "mask_h": 264
}]
</instances>
